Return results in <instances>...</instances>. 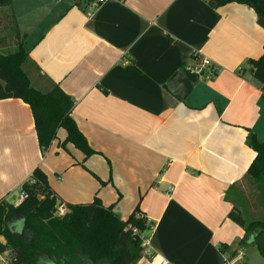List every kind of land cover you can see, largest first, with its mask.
I'll use <instances>...</instances> for the list:
<instances>
[{
    "label": "crops",
    "instance_id": "obj_1",
    "mask_svg": "<svg viewBox=\"0 0 264 264\" xmlns=\"http://www.w3.org/2000/svg\"><path fill=\"white\" fill-rule=\"evenodd\" d=\"M11 5L36 66L33 84L53 82L73 99L71 117L96 153L60 147L58 129L42 154L29 106L0 99V199L19 203L21 184L38 167L63 202L96 196L122 220L137 206L149 228L135 264L245 257L254 245L229 218L226 195L255 156L249 137L264 144V95L247 63L263 53L254 10L208 0ZM200 57L218 73L185 70Z\"/></svg>",
    "mask_w": 264,
    "mask_h": 264
},
{
    "label": "trees",
    "instance_id": "obj_2",
    "mask_svg": "<svg viewBox=\"0 0 264 264\" xmlns=\"http://www.w3.org/2000/svg\"><path fill=\"white\" fill-rule=\"evenodd\" d=\"M208 1L217 6L230 2L245 4L254 10L258 25L264 29V0ZM0 11L6 14V25L8 17L14 21L12 32L18 41L15 50L0 49V99L17 98L29 106L42 154L57 138L58 129L65 131L60 147L71 143L85 157L96 153L71 117L73 99L53 82L45 89L33 84L36 66L23 47L11 0H0ZM247 63L264 95V45L261 56ZM249 146L255 156L245 178L264 187V144L251 135ZM20 191L26 197L15 205L0 199V254L6 253L8 264H135L141 257L142 248L135 240L149 228V223L137 206L122 220L112 205L104 206L96 196L88 203L63 202L50 190L38 167L21 184ZM233 191L235 185L226 195L230 201ZM60 206H65L64 213L56 217L53 213ZM229 218L244 229L243 242L254 245L264 259V219L245 222L233 204ZM225 248L220 246L223 252Z\"/></svg>",
    "mask_w": 264,
    "mask_h": 264
},
{
    "label": "rangeland",
    "instance_id": "obj_3",
    "mask_svg": "<svg viewBox=\"0 0 264 264\" xmlns=\"http://www.w3.org/2000/svg\"><path fill=\"white\" fill-rule=\"evenodd\" d=\"M11 10L13 13L12 5ZM4 18H6V14L0 11V49L3 52H9L17 48L18 41L14 39L12 32L14 29V21H10L11 18L8 17L6 25V20ZM18 40H20V38ZM34 76L35 75H33L32 78H34ZM230 198L235 210L241 214L245 222L254 219H264V187L260 184L253 183L246 177L235 185V191L231 193ZM60 208L64 211L65 206H61ZM62 214L63 213L56 211L53 213L56 217H60ZM248 236L249 234H246V237ZM143 239V237H139L135 240L136 244L141 248ZM149 255L150 254L147 253V257H149ZM235 256L236 255H230L225 264H243L244 261L248 264H264V259L254 246H250L245 250V257ZM2 257L3 260H0V264H8L6 253H4Z\"/></svg>",
    "mask_w": 264,
    "mask_h": 264
},
{
    "label": "built area",
    "instance_id": "obj_4",
    "mask_svg": "<svg viewBox=\"0 0 264 264\" xmlns=\"http://www.w3.org/2000/svg\"><path fill=\"white\" fill-rule=\"evenodd\" d=\"M87 1H91V0H87ZM105 1L107 0H92L94 6H97ZM85 2L86 0H73V4L79 5V6H82ZM204 68H208L207 75L209 76L216 75L219 71L218 66L211 63V61L205 57H200L198 60H196L195 64L193 65L185 66L186 71H188L190 74H197V75H199L203 71ZM25 197H26V194L23 191H20L18 195L19 201ZM60 207L58 208L56 212L64 213V211ZM239 255H242V254L240 253ZM163 264H167V263L163 262Z\"/></svg>",
    "mask_w": 264,
    "mask_h": 264
}]
</instances>
